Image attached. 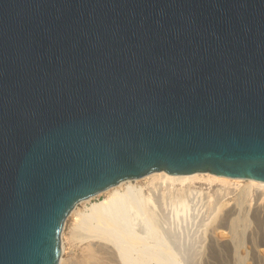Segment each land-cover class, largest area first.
I'll list each match as a JSON object with an SVG mask.
<instances>
[{
	"label": "water",
	"instance_id": "95a60500",
	"mask_svg": "<svg viewBox=\"0 0 264 264\" xmlns=\"http://www.w3.org/2000/svg\"><path fill=\"white\" fill-rule=\"evenodd\" d=\"M161 172L264 183V0H0V264Z\"/></svg>",
	"mask_w": 264,
	"mask_h": 264
},
{
	"label": "rangeland",
	"instance_id": "374dc122",
	"mask_svg": "<svg viewBox=\"0 0 264 264\" xmlns=\"http://www.w3.org/2000/svg\"><path fill=\"white\" fill-rule=\"evenodd\" d=\"M145 183L142 181L135 185L144 187ZM243 185L224 186L218 183L211 185L201 182L156 192L152 221L148 224L151 229L147 231L142 223L135 229L144 243L138 241L141 243L136 242L138 244L136 246L134 244L123 246L128 245L125 250H127L129 263L207 264V258H211L213 264H228L226 244L229 230L226 221L230 211L239 204L246 205L248 209L250 207L252 210L248 214L251 219L248 218L250 230L254 227L252 208L256 202L255 197L252 195L249 198L245 197L241 191ZM96 198L92 202H84V207H90L104 199ZM239 198L238 204L236 201ZM75 211L68 217L62 230L61 259L66 264H115L106 253L109 249L107 245L96 242L90 237L87 238V233L76 232L75 219L81 210ZM247 241L245 238L243 242L245 251L249 248ZM98 244L99 247H97ZM249 263H252L251 259Z\"/></svg>",
	"mask_w": 264,
	"mask_h": 264
},
{
	"label": "bare ground",
	"instance_id": "6f19581e",
	"mask_svg": "<svg viewBox=\"0 0 264 264\" xmlns=\"http://www.w3.org/2000/svg\"><path fill=\"white\" fill-rule=\"evenodd\" d=\"M142 181L146 182V186L135 185ZM201 182H207L211 185L218 183L224 186L244 184L241 189L244 196L249 198L252 195L255 197L256 202L252 208L254 221L252 225L254 227H251V230V219L248 214L252 210L250 207L248 209L246 205L239 204L240 198L236 201L239 205L234 207L227 217L226 224L228 225L229 236L226 244L228 248L226 260L228 264H248L250 259L251 264H264V183L262 182L221 178L209 173L189 176H173L164 172L155 173L140 180L126 181L96 196L104 199L90 207H84L86 201L80 203L75 209L76 211L81 210L76 215L75 228L77 231H75L87 233V238L90 237L96 242L107 245L109 249L106 253H108V257H111V259L109 258L111 262L130 264L126 254L127 250H125L128 245L123 246L124 244L136 246L143 242L135 231L138 224L145 225L147 231L151 229L148 224H151L149 222L152 221L155 193L162 189L172 190L178 186L186 187ZM94 200L95 197L87 202ZM245 238L249 244L247 251L243 248ZM99 246L98 244L97 247ZM212 262L211 258H207V264H213ZM60 264L66 263L61 259Z\"/></svg>",
	"mask_w": 264,
	"mask_h": 264
}]
</instances>
